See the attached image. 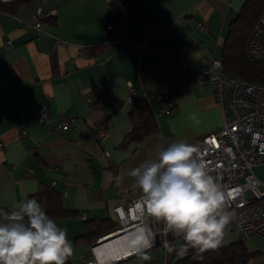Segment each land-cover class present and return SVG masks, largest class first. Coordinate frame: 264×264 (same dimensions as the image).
<instances>
[{"label": "crops", "instance_id": "crops-1", "mask_svg": "<svg viewBox=\"0 0 264 264\" xmlns=\"http://www.w3.org/2000/svg\"><path fill=\"white\" fill-rule=\"evenodd\" d=\"M247 1L33 0L15 14L0 12V213L52 187L75 212L55 219L73 245L72 264L94 259L97 240L77 237L87 220L117 221L115 208L137 191L129 172L155 158L157 146L189 143L223 126L213 87L207 79L195 82V67L222 60L231 21ZM39 7L52 12L40 34L30 22ZM158 48L173 49L189 65L164 64ZM169 91L172 105L156 100ZM136 100L147 102L158 125L141 141L127 140ZM44 105L49 122L40 124ZM63 113L76 114L78 122L54 131ZM101 126L108 131L104 140L96 135ZM234 233L220 246L241 239ZM245 245L253 253L245 264H264V238L250 237ZM147 254V260L129 254L110 264H162L165 248L157 244ZM175 256L168 251L169 264Z\"/></svg>", "mask_w": 264, "mask_h": 264}, {"label": "clouds", "instance_id": "clouds-1", "mask_svg": "<svg viewBox=\"0 0 264 264\" xmlns=\"http://www.w3.org/2000/svg\"><path fill=\"white\" fill-rule=\"evenodd\" d=\"M129 176L140 192L128 213L129 222H135L125 234L130 255L149 259L157 236L149 219L163 223V234L172 238L165 240V247L179 257L190 249L204 252L221 245L234 212L199 147L184 141L157 146L156 157L133 168ZM12 209L0 213V264H66L74 254L73 245L41 204L26 197ZM176 240L183 241L178 248Z\"/></svg>", "mask_w": 264, "mask_h": 264}, {"label": "built area", "instance_id": "built-area-1", "mask_svg": "<svg viewBox=\"0 0 264 264\" xmlns=\"http://www.w3.org/2000/svg\"><path fill=\"white\" fill-rule=\"evenodd\" d=\"M51 14V10L39 7L31 15L30 22L38 34L42 32V20ZM202 28L205 27L202 26ZM55 40L60 41L58 36H55ZM6 47L8 49L12 47L10 40L6 42ZM156 51L161 53L162 62L166 65H171L174 62L189 65L186 59L181 54L175 53L173 49L158 48ZM246 53L251 61H264V16L251 34ZM195 69L197 71L195 82L207 79L213 87V92L223 111V126L189 142V144L199 147L209 173L217 178L228 194L227 207L234 212L231 225L238 232L240 238L245 241L252 236L264 237V181L258 178L254 172L256 166L264 164V84L225 74L223 61L218 58H214L207 67L198 66ZM174 94L170 91L160 93L156 96V100L167 101L169 105H172L170 98ZM49 117V108L44 105L40 109L37 120L40 124H45L49 122ZM77 122L76 114L63 113L60 115V120L54 127V131L67 132ZM96 135L99 140H104L108 136V131L101 126L97 129ZM139 195L140 192L137 189L130 199L115 208L119 227L97 239L92 247L94 259L88 261L87 264H110L113 261L102 262L96 248L107 237L113 234L127 233L135 226L134 221L129 222L128 213L133 201L138 199ZM82 218H85L84 214H82ZM147 223L151 230L157 233L153 247L159 244L165 248L162 264H169L168 250L164 242L171 240V236L166 237L163 234L164 225L162 222L158 223L149 219ZM175 242L178 244L176 248L183 243L182 240ZM190 253L191 249L183 257L189 256ZM197 253L203 254L198 251ZM145 264L154 263L147 261Z\"/></svg>", "mask_w": 264, "mask_h": 264}, {"label": "trees", "instance_id": "trees-1", "mask_svg": "<svg viewBox=\"0 0 264 264\" xmlns=\"http://www.w3.org/2000/svg\"><path fill=\"white\" fill-rule=\"evenodd\" d=\"M31 1L33 0H0V12L15 14ZM110 1L119 2V0ZM263 16L264 0H248L239 15L231 21L221 54L225 74L264 84V61H251L246 53L251 34ZM129 116L133 128L127 140L141 141L158 131L157 122L146 101H133ZM28 198H35L46 214L54 220L75 215V212L64 206L60 192L52 187H43L29 195ZM118 227V221L112 218L87 220L85 232L77 237V241L92 243L97 238L115 231ZM252 255L245 241L240 239L226 246L206 250L203 254L191 249L187 257L180 258L176 255L174 264H245ZM66 264H72L71 257Z\"/></svg>", "mask_w": 264, "mask_h": 264}, {"label": "bare ground", "instance_id": "bare-ground-1", "mask_svg": "<svg viewBox=\"0 0 264 264\" xmlns=\"http://www.w3.org/2000/svg\"><path fill=\"white\" fill-rule=\"evenodd\" d=\"M125 234H113L103 240L104 242L96 248L101 261L116 260L129 255Z\"/></svg>", "mask_w": 264, "mask_h": 264}, {"label": "rangeland", "instance_id": "rangeland-1", "mask_svg": "<svg viewBox=\"0 0 264 264\" xmlns=\"http://www.w3.org/2000/svg\"><path fill=\"white\" fill-rule=\"evenodd\" d=\"M254 172H255V174L257 175L258 178H260L262 181H264V164L256 166L254 168ZM234 235H235L234 230H226L225 234H224V237H223V240L225 241V240H228L229 238L231 240V237H233ZM252 237L264 238V237H261V236H252ZM156 251H157L156 253H158V252L160 253L161 249L158 248V249H156Z\"/></svg>", "mask_w": 264, "mask_h": 264}, {"label": "water", "instance_id": "water-1", "mask_svg": "<svg viewBox=\"0 0 264 264\" xmlns=\"http://www.w3.org/2000/svg\"><path fill=\"white\" fill-rule=\"evenodd\" d=\"M228 227H229L230 229H233V227H232L231 223L228 225Z\"/></svg>", "mask_w": 264, "mask_h": 264}]
</instances>
